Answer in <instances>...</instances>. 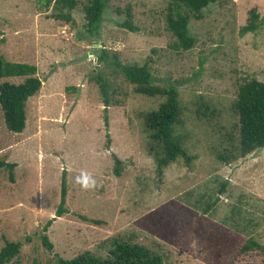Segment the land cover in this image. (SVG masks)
<instances>
[{"label":"rangeland","instance_id":"374dc122","mask_svg":"<svg viewBox=\"0 0 264 264\" xmlns=\"http://www.w3.org/2000/svg\"><path fill=\"white\" fill-rule=\"evenodd\" d=\"M75 1L69 11L0 0V56L34 65L41 80L26 102L22 133L6 129L0 109V160L16 165L13 183L0 170V249L5 241L21 244L10 264H57L85 252L106 258L114 241L144 246L164 264H264L261 252L240 251L249 240L264 246V148L218 160L238 147L239 86L264 83V0H220L199 13L169 0H106L97 37L86 33L89 0ZM170 10L188 17L191 49L178 48L167 29ZM252 11L258 29L242 34ZM68 12L70 22L55 17ZM127 20L136 31L124 28ZM114 55L122 65L146 66L155 85L176 88L175 136L189 163L178 159L158 175L160 149L143 115L165 99L136 94ZM97 74L109 86L107 129ZM24 80L5 77L0 85ZM62 173L67 196L56 217ZM210 234L226 236L218 253L208 250Z\"/></svg>","mask_w":264,"mask_h":264},{"label":"trees","instance_id":"16d2710c","mask_svg":"<svg viewBox=\"0 0 264 264\" xmlns=\"http://www.w3.org/2000/svg\"><path fill=\"white\" fill-rule=\"evenodd\" d=\"M43 8L65 7L71 11L76 6L75 0H37ZM106 0H89V4L84 7L86 33L91 37H97L103 20V12ZM220 0H169L176 7L184 6L194 13H199L211 4ZM56 18L70 22V14L58 13ZM167 29L177 40V47L182 50H189L193 47L195 40L188 31V17L178 13L177 10H170L167 14ZM258 15L252 11L246 26L241 29L242 34L254 32L258 29L256 24ZM124 28L134 32L129 20L123 24ZM100 61L106 62L107 56L102 51ZM113 65L119 69L122 76L134 86L136 94L149 98L163 97L165 100L155 111L143 115L144 126L152 139L159 147L160 152L155 158L158 175H162L164 168L178 159H183L189 163L192 159L187 155L182 143L175 136V126L180 120V105L178 92L175 87L168 86L162 88L154 84L150 70L146 66L122 65L118 62L117 56L113 57ZM37 69L34 65L23 63L7 62L0 56V79L5 77H23L25 80L19 84L2 83L0 85V109L6 129L9 132L20 134L25 129L26 123V102L34 97L41 88V80L36 76ZM95 82L104 106L103 120L105 128H108V108L110 107V94L107 81L102 75L97 74ZM233 109L238 117L239 139L236 153L219 155L218 160L227 164L235 160L237 156L244 157L252 152L264 148V83L251 79L241 84L237 91ZM116 176L121 175V161L114 157ZM15 164L0 160V170L8 173L10 182H14ZM67 196L66 175L62 173L60 184V201L56 210V217L64 214V206ZM156 217L148 215L147 220L155 223ZM54 219L48 221L45 229L51 226ZM160 225L170 233L169 224L160 221ZM155 226V225H154ZM156 228V229H155ZM154 232H159V228L154 227ZM161 232V231H160ZM208 244L210 253H218L221 249L213 251L217 247L218 240L222 241L226 236L212 235ZM214 238V239H213ZM231 237L228 236V241ZM232 239V238H231ZM43 247L51 251L53 246L46 236H42ZM214 242V243H213ZM21 244L17 242L5 241L0 249V264H10L18 258ZM240 251L248 253L257 251L264 254V246L253 240L245 243ZM57 264H164L160 255L151 252L144 246L130 244L121 241H114L113 247L106 258L97 257L89 252L82 253L71 260L59 258Z\"/></svg>","mask_w":264,"mask_h":264}]
</instances>
